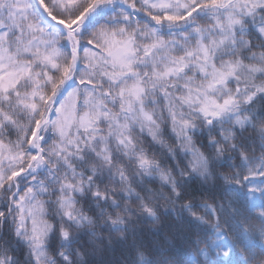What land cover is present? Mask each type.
I'll return each instance as SVG.
<instances>
[{"label":"snow or ice","instance_id":"obj_1","mask_svg":"<svg viewBox=\"0 0 264 264\" xmlns=\"http://www.w3.org/2000/svg\"><path fill=\"white\" fill-rule=\"evenodd\" d=\"M0 264H264V0H0Z\"/></svg>","mask_w":264,"mask_h":264},{"label":"trees","instance_id":"obj_2","mask_svg":"<svg viewBox=\"0 0 264 264\" xmlns=\"http://www.w3.org/2000/svg\"><path fill=\"white\" fill-rule=\"evenodd\" d=\"M187 258V254H185V259Z\"/></svg>","mask_w":264,"mask_h":264}]
</instances>
